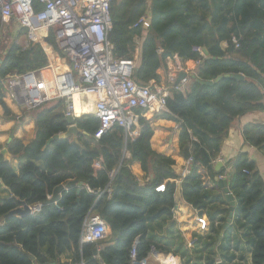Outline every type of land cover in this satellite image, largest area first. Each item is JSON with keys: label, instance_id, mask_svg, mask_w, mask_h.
Wrapping results in <instances>:
<instances>
[{"label": "trees", "instance_id": "1", "mask_svg": "<svg viewBox=\"0 0 264 264\" xmlns=\"http://www.w3.org/2000/svg\"><path fill=\"white\" fill-rule=\"evenodd\" d=\"M33 7L38 11L43 5L33 0ZM143 15L148 17L147 25L132 27ZM110 19L107 38L116 57L131 58L135 39L141 37L133 72L139 84L159 81L158 69L173 55L193 64L197 61L191 70L200 80L222 74H241L244 79L222 77L203 85L189 78L183 90L171 89L167 111L152 120L139 118L135 138L113 126L95 139L98 120L84 114L74 119L81 133L46 145L67 129L64 100L28 110L33 112L32 138L24 144L11 133L7 146L21 162L18 172L0 153V189L7 192L0 193V264H131L132 249L135 260L143 261L151 248L178 255L182 264H230L239 241L237 237L233 245L232 227L243 230L248 239L251 264H264V181L254 161L240 152L226 163L229 170L224 166L215 170L213 164L231 122L264 109V0H112ZM40 38L52 57L65 55L51 32ZM41 43L3 46L0 104L5 117L15 118L3 101L5 79L12 72L45 67L50 58ZM194 45L203 47L207 55L192 51ZM155 119L171 120L178 127V154L192 159L190 172L182 178L173 170L175 160L151 146ZM241 136L245 145L263 147L264 122L242 125ZM225 174L236 204L232 223L218 240L228 206L216 179ZM177 180L181 199L211 223L212 234L196 235L190 246L174 218ZM69 181L76 183L62 191L58 201L44 203L56 186ZM24 205L39 207L26 215L12 213ZM88 212L98 214L108 228L107 237L98 243H80ZM217 218L220 225L215 226ZM66 253L70 261L62 262L60 256Z\"/></svg>", "mask_w": 264, "mask_h": 264}, {"label": "built area", "instance_id": "2", "mask_svg": "<svg viewBox=\"0 0 264 264\" xmlns=\"http://www.w3.org/2000/svg\"><path fill=\"white\" fill-rule=\"evenodd\" d=\"M43 7L35 11L33 0H0V17L14 18L26 29L27 46L41 43L40 33L51 32L59 49L65 55L62 60L52 57V51L41 43L50 58L40 69L12 72L5 79V90L25 110H32L42 103L64 100V116L91 114L98 120L95 139L113 126L122 127L129 138H135L140 128L139 118L150 119V113L167 111L166 98L171 89L183 90L181 80L175 84L178 73L186 68L177 55L175 68L164 81L152 80L139 84L133 77L139 51L131 58H118L107 38L111 27L110 4L112 0H38ZM146 15L132 27H145ZM238 45V39L231 37ZM226 46V42H224ZM192 51L204 55L203 47L192 46ZM198 62L195 61V64ZM218 160V159H217ZM216 160V161H217ZM221 162V161H220ZM192 159H184L178 176L190 172ZM99 162H95V168ZM114 171L110 172V176ZM220 178H227L226 174ZM111 187L106 188L110 193ZM30 212L39 205L28 206ZM108 235L105 221L96 213L88 212L84 218L80 243H98ZM152 252V248H151ZM131 264H144L135 260V249L130 252ZM218 262V261H217Z\"/></svg>", "mask_w": 264, "mask_h": 264}, {"label": "crops", "instance_id": "3", "mask_svg": "<svg viewBox=\"0 0 264 264\" xmlns=\"http://www.w3.org/2000/svg\"><path fill=\"white\" fill-rule=\"evenodd\" d=\"M23 29L24 28L20 27L18 23L14 20V18L0 17V35L2 34V36L4 37L3 40L5 42L14 39L18 43L23 41L24 44H27V36L26 33H22L24 31ZM140 42L141 37H137L135 39V51L139 50ZM222 44L223 46H225L224 42ZM5 50L6 49H3V45H0V54L5 53ZM181 63L186 68H195V62L193 64L190 61L181 60ZM176 64L177 61L174 59V56L168 57L165 60V67H162L157 71L160 76L159 81H164L166 75L175 68ZM191 73H193V70H191ZM188 80L189 78L183 80L184 85L187 84ZM2 96L3 101L6 107L8 108L10 114L15 116L14 119L10 117H5L3 107L0 104V147L1 149L6 148L8 150V143L12 140L13 137L21 139L24 144H26L32 138L34 134V120L30 118H23L22 121H20V124H16L25 112V109L9 96L5 88L2 90ZM248 122H264V109L250 112L234 119L231 122L228 134L223 139L221 144L220 156L218 160L215 161L213 164L215 165L217 162L221 161L222 167L224 166L225 169L229 170L230 167L227 166L226 163L229 160L234 159L238 155V153L246 152L248 158L254 161L255 167L264 181V150H261L264 149V146L260 148H255L249 145H245L241 136V127L242 125ZM151 127L153 129V135L150 140L152 148L161 154L171 156L175 160L173 170L178 175L184 159L178 154L179 148L177 125L171 120L155 119L151 122ZM11 133L13 134V137H11ZM4 157L9 161L14 171L18 172L21 165L20 160L16 157H13L9 152ZM176 182L177 188L174 194V218L177 221L178 229L182 232L183 236L185 237L188 246H190L196 240V235L200 234L201 236H206L207 234L211 233V223L207 216L198 217L197 214L193 211V209L181 199L179 187L180 180H177ZM1 187H3V185H1L0 188ZM0 193L3 196L7 195V192H2L1 189ZM214 225H220V221L218 218L214 222ZM232 230L233 245L234 243H236L237 237H239V241L238 250L236 251V258L230 264H233L236 261H240L242 264H251L250 251L249 249H247L249 247L247 241L248 239L242 235L243 230H237L235 229V227H232ZM239 256H242L243 259L239 260ZM60 260L62 262H69V253L61 255ZM144 261V264H181L182 258L178 255L174 256L164 252L155 251L149 253V255Z\"/></svg>", "mask_w": 264, "mask_h": 264}, {"label": "water", "instance_id": "4", "mask_svg": "<svg viewBox=\"0 0 264 264\" xmlns=\"http://www.w3.org/2000/svg\"><path fill=\"white\" fill-rule=\"evenodd\" d=\"M204 55H207V51L204 49ZM222 77H231L234 79H240L243 80L244 76L241 74H222V75H218L216 78L212 79V80H200L194 73H190L187 74L185 71H180L175 84H178L181 80L186 79V78H192L197 82H200L203 85H212L213 83L217 82L218 80H220ZM66 122H67V129L65 132L59 133L54 135L52 138H50L47 142L46 145H48L50 143V141L52 139L55 138H65L68 136H74L76 137V135L78 133H81V131L77 128L76 124L74 123V117L71 115L66 116ZM0 153L5 156L8 154V150L6 148H2L0 149ZM220 167H222V163L219 161L214 165V169L218 170ZM217 184L218 186L221 188L222 193L224 195V199L225 201L228 203V208H227V217H226V221L224 222V224L222 225L219 234H218V239L220 240L223 232L228 228V226L231 223L232 220V216H233V211L235 208V199L233 194L230 192L229 188H228V180L227 178H220L218 177L217 179ZM75 181H69L66 184H60L58 186H56L53 191L51 196L44 202V203H54L56 201H58L60 194L62 191H64L65 189L74 186L75 185ZM12 213L14 214H29L30 213V209L27 205H24L22 208L20 209H15L12 211ZM94 253L96 254V249L93 250ZM152 252H155L154 248H152ZM216 264H223L221 261L216 262Z\"/></svg>", "mask_w": 264, "mask_h": 264}, {"label": "rangeland", "instance_id": "5", "mask_svg": "<svg viewBox=\"0 0 264 264\" xmlns=\"http://www.w3.org/2000/svg\"><path fill=\"white\" fill-rule=\"evenodd\" d=\"M43 34H45V33H40V36L41 35H43ZM24 36H25V34H24ZM3 36H2V34L0 35V45L2 46H8V44L9 43H11V42H16V43H18L17 41H15L14 39H12V40H8V41H4L3 40ZM25 38V37H24ZM21 47H23V48H25L27 45L26 44H24V42L23 41H21V42H19L18 43ZM29 45V44H28ZM6 48V47H5ZM3 52V51H2ZM55 58L56 59H59V60H62V56H55ZM155 114H157V113H150L149 114V116H150V119L149 120H152V118H153V116L155 115ZM32 115H33V112L32 111H25V114H24V118H30V119H33V117H32ZM261 150H264V149H261ZM181 264H182V262H181Z\"/></svg>", "mask_w": 264, "mask_h": 264}]
</instances>
